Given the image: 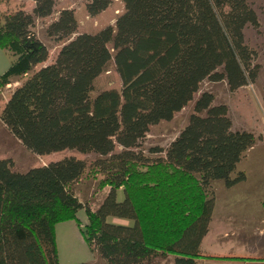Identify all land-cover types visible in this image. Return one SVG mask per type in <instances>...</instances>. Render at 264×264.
I'll use <instances>...</instances> for the list:
<instances>
[{"label":"trees","instance_id":"16d2710c","mask_svg":"<svg viewBox=\"0 0 264 264\" xmlns=\"http://www.w3.org/2000/svg\"><path fill=\"white\" fill-rule=\"evenodd\" d=\"M31 1V11L17 9L0 24V48L15 56L0 74V87L26 76L0 120L37 155L97 154L92 165L109 189L91 209L74 193L88 167L83 159L66 156L23 172L0 159V264H58L54 226L82 208V237L106 264H145L157 256L197 264L214 207L212 185L245 179L236 167L257 138L233 129L227 106L203 91L174 139L148 148L159 156L145 155L140 143L151 125L171 120L191 102L205 79L225 80L231 91L255 79L258 65L244 29L259 27L256 12L248 0H121L113 25L78 32L74 10L62 8L45 27L62 45L43 65L48 49L31 27L50 16L58 0ZM110 3L89 0L85 10L94 16ZM111 64L120 89L91 96L95 79ZM109 216L132 223H111Z\"/></svg>","mask_w":264,"mask_h":264},{"label":"rangeland","instance_id":"374dc122","mask_svg":"<svg viewBox=\"0 0 264 264\" xmlns=\"http://www.w3.org/2000/svg\"><path fill=\"white\" fill-rule=\"evenodd\" d=\"M88 1L58 0L55 10L50 16L35 21L31 29L48 49V58L43 65L51 63L54 60L62 45L61 42L55 41L45 33L46 25L56 19L60 9L70 8L74 10L78 22V32H95L106 25H113L115 18L123 11V3L121 0H111L110 5L105 10L97 15L91 16L85 10V4ZM248 3L256 12L259 20L258 28H253L248 25L244 29L245 43L254 55L253 64L258 65L255 79L248 80L245 85L233 91L229 89L225 80L212 81L205 79L202 81L199 91L194 95V99L180 111L176 112L171 120L160 121L150 126L149 131L140 143L145 155L151 158L159 156L158 154L150 153L148 148H165L174 139L186 125L189 115L193 112L194 100L203 91H208L213 94L214 104L224 103L227 106L233 129H244L252 132L257 138V142L255 143L256 147L264 146V0H248ZM31 6L32 1L30 0H0V24L2 23L4 15L20 8L29 10ZM14 59L15 56L11 51L0 48V66L4 64L5 67H8ZM39 66H36V68ZM25 77L20 76L14 78L11 83L0 87V111L11 92L15 87L20 85ZM120 87L121 81L114 66L111 64L107 71L101 73L95 79L91 96L102 89H120ZM120 149L121 147H116V151ZM66 156H75L76 158L83 159L87 163L88 167L85 173L74 185V193L82 203L91 209H96L104 198L106 191L109 189V186H102L100 184L106 177L105 174L97 172L96 167L92 165V162L98 158L97 154L93 152L83 154L73 149H64L49 154L37 155L29 151L19 139L14 137L0 120V159H11L14 170L23 172L31 167L56 161ZM237 167V170H243L247 174L248 179L246 183L232 190L225 189L222 181H215V184L216 189L219 190L220 198L224 199L227 206L241 200V203L237 202L238 205H232L235 206L234 209L252 213L251 219L248 218V215L246 217L244 215L233 221L237 226V231L235 232L237 241L243 243L245 249V247L248 248L251 244L259 241L252 231L253 228L264 224L263 221H260L264 217V207L262 205L264 188H261V190L257 189L256 191L253 189V194L249 189L250 185L255 184L254 182H259L260 178L263 180V150L261 148L254 149L246 158L242 159ZM212 187L214 188V183ZM123 197V192L118 190L116 199L120 201ZM86 220V212L82 208L76 211L73 220L55 224L54 234L58 264L81 262L106 264L88 247L82 237L81 231L85 228ZM107 221L127 225L132 223L130 219L111 216L107 217ZM94 259L95 261H93ZM199 262V264H204L202 261ZM145 264H173V261L172 257L157 256Z\"/></svg>","mask_w":264,"mask_h":264},{"label":"crops","instance_id":"0c3cea01","mask_svg":"<svg viewBox=\"0 0 264 264\" xmlns=\"http://www.w3.org/2000/svg\"><path fill=\"white\" fill-rule=\"evenodd\" d=\"M32 7L33 1L31 8L27 11H31ZM5 68L7 67H5L4 64L0 66V74L6 70ZM256 148H261L264 153V146L256 147V145H254L246 152L244 158H246L248 154ZM242 159L239 161V163L242 161ZM236 169H238V167H236ZM243 172L245 174V179L243 181L231 187L224 186L225 189L232 190L236 187L241 186L243 183H246L248 176L245 171ZM215 183L216 182H214L213 188L215 195L214 207L209 223L208 232L202 238L199 247V254L201 255V257L198 258L197 264L200 263L199 261H202L204 264H264V224L262 226L255 227L252 230L259 241L257 243L251 244V246L248 248L245 247L244 249V244L237 241L238 239L235 236L237 226L233 221L244 215L245 217L246 215H248V218L251 219L252 213L249 211L242 212L234 209L235 206L232 205H236L237 202L241 203V200L227 206V203L224 201V199L220 198L219 190L216 189ZM254 183L255 184L250 185L249 187L252 194L253 189H255L256 191L257 189L261 190V188H264V177L263 180L262 178H260L259 182ZM260 221H263L264 223V217L262 218V220L260 219ZM93 261H95V259Z\"/></svg>","mask_w":264,"mask_h":264}]
</instances>
